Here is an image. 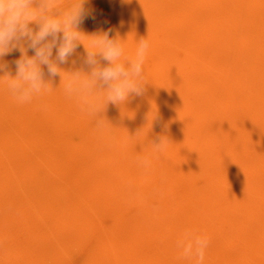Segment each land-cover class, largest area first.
Wrapping results in <instances>:
<instances>
[{"label":"bare ground","instance_id":"bare-ground-1","mask_svg":"<svg viewBox=\"0 0 264 264\" xmlns=\"http://www.w3.org/2000/svg\"><path fill=\"white\" fill-rule=\"evenodd\" d=\"M118 5L107 26L84 21L77 55L101 30L121 37L128 58L147 39L144 92L106 105L103 129L56 77L24 104L30 122L20 115L1 138L15 100H2L0 86V140L13 149L0 158V264H73L76 251L80 264H193L175 247L186 228L209 237L204 264H264V0ZM149 154L144 172L136 157Z\"/></svg>","mask_w":264,"mask_h":264},{"label":"clouds","instance_id":"clouds-1","mask_svg":"<svg viewBox=\"0 0 264 264\" xmlns=\"http://www.w3.org/2000/svg\"><path fill=\"white\" fill-rule=\"evenodd\" d=\"M87 2L77 0L65 8L59 0H0V60L13 51L20 52V58L12 62L15 75L8 72L6 63H0V73H5L2 77H7L6 89L19 104L42 98L53 89L52 80L59 76L65 98L94 118L98 129H103L104 119L98 117L106 105L143 94V65L149 42L141 38L135 57L128 58L123 44L109 38L112 30H101L103 35L93 34L97 38L92 39L91 47L84 48V54L78 56L80 29L90 18L85 10ZM29 51L33 55L29 56ZM74 56L77 58L70 62ZM69 64L71 71L61 67ZM152 145L153 153L167 150L161 137ZM135 162L148 172L152 155H138ZM209 244L206 234L192 228H186L175 241L179 258L193 264H204Z\"/></svg>","mask_w":264,"mask_h":264},{"label":"rangeland","instance_id":"rangeland-1","mask_svg":"<svg viewBox=\"0 0 264 264\" xmlns=\"http://www.w3.org/2000/svg\"><path fill=\"white\" fill-rule=\"evenodd\" d=\"M88 1H90V3H89V5H88V7H87V9H88V12H89V14L91 15V16H94L95 17V19H93V21H94V23H101V22H103V23H106V26H107V23H109V24H111V23H113V20L114 19H116L119 15H117V14H115V10H116V8L119 6L118 5V3H119V1H125V0H117V4L115 5V2L114 1H116V0H88ZM221 1H225V0H221ZM77 2V0H59V3L62 5V6H64L65 8H67L70 4H72V3H76ZM95 2V3H94ZM218 2V1H217ZM227 2V1H226ZM219 3V2H218ZM122 4V3H121ZM121 4H120V6H121ZM195 6H196V4H194ZM199 9H200V7H199ZM104 10V11H103ZM110 11V12H109ZM125 11H126V9H125ZM103 12V13H102ZM108 13L110 14V15H108ZM127 13V12H126ZM126 13H123L122 15L123 16H126ZM103 15V16H102ZM97 17V18H96ZM112 19V20H111ZM34 28H35V25H32ZM93 33H95L94 32V30H93ZM86 36H82L81 37V41H85L86 40V38H85ZM93 38H95V37H93ZM87 39H88V41H90V39L87 37ZM117 41H118V43L119 42H121V43H123V41L121 40V37H117ZM14 52H16V51H14ZM16 55L18 54V53H15ZM10 55L11 54H9V55H7V56H5L2 60H0V63H6V64H8V72L9 73H11V72H13V73H15V66H13V65H11V64H13L10 60ZM28 55L29 56H31V55H33V53L31 52V51H29L28 52ZM146 55H147V53H146ZM6 58V59H5ZM3 74L4 73H0V86H3L2 88H5L4 90H2V94H3V96L1 97V99L3 100V99H9V100H14L11 96H10V94L8 93V91H7V89H6V86H5V84L6 83H4V82H2V78L3 79H5V80H7V77L6 76H4V77H2L3 76ZM57 78L59 79V82H60V77L59 76H57ZM56 86V80H52V84H51V87L52 88H54ZM1 92V91H0ZM50 100H52V99H50ZM37 100H34L33 101V103H34V105H35V102H36ZM50 101L48 100V101H46V102H43V104H46V103H49ZM25 108V105L24 104H18L16 101L15 102H11V103H9V105H8V102H7V105H6V108H5V124L6 123H9L8 122V117H7V113H8V110L12 113V116H13V120L9 123V126L7 127V128H5L4 130H3V132H2V135H1V138H3V137H7V136H9V135H12L13 134V132L14 131H16V130H13L12 128H11V126H10V124L11 125H13L14 126V123L16 124V126L17 127H19V116L21 115V117H22V119H23V121L24 120H27L28 119V122H30V120H31V118H32V113L29 115V116H27L24 112H23V109ZM31 116V118L29 119V117ZM4 116L2 115V114H0V119L1 118H3ZM94 124H96V123H94ZM142 129V128H141ZM136 131L135 132H137V133H139L141 130L140 129H135ZM15 135H19V133H17V132H15L14 133ZM80 137V136H79ZM77 141L78 140H75V143H77ZM6 142H8L6 139L5 140H0V158H8V157H10L11 155H12V153H13V149L11 148V146L9 145V144H7ZM84 142V139H82V142L81 143H83ZM80 144V143H79ZM73 147H74V145H73ZM24 161H22V163H23ZM0 164H2V165H7L4 161H1V159H0ZM8 167H10V168H13L14 166H13V163L10 161V165L8 166ZM99 169V168H98ZM97 169V167H96V171H101V170H103L104 169V167L102 166L101 167V169H99L98 170ZM104 170H106V168L104 169ZM103 170V171H104ZM6 173V172H5ZM6 175H7V177H8V179L10 180V177L8 176V174L6 173ZM3 179V177L2 176H0V184H5L4 183V181H1ZM91 181V179L89 178V177H85L84 178V182H90ZM13 183V182H12ZM128 194V193H127ZM126 197H127V195H126ZM131 207H133V206H129V210L131 209ZM106 219L108 218V217H105ZM69 258H70V260H71V262L73 263V264H80L79 262H80V252H78V251H76L75 253L73 252L70 256H69ZM77 258V259H76Z\"/></svg>","mask_w":264,"mask_h":264}]
</instances>
